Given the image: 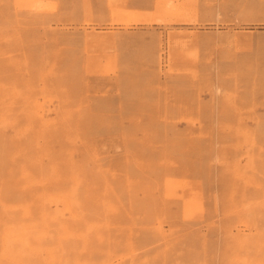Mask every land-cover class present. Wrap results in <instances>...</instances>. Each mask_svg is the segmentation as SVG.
I'll return each instance as SVG.
<instances>
[{"label":"rangeland","instance_id":"374dc122","mask_svg":"<svg viewBox=\"0 0 264 264\" xmlns=\"http://www.w3.org/2000/svg\"><path fill=\"white\" fill-rule=\"evenodd\" d=\"M0 215V264H264V0H0Z\"/></svg>","mask_w":264,"mask_h":264},{"label":"bare ground","instance_id":"6f19581e","mask_svg":"<svg viewBox=\"0 0 264 264\" xmlns=\"http://www.w3.org/2000/svg\"><path fill=\"white\" fill-rule=\"evenodd\" d=\"M116 14V13H115ZM96 124V123H95ZM66 193V192H65ZM32 214V213H31ZM110 215V214H109ZM126 215V214H125ZM1 216V215H0ZM113 216V215H112ZM155 239V238H154ZM81 258V257H80Z\"/></svg>","mask_w":264,"mask_h":264}]
</instances>
